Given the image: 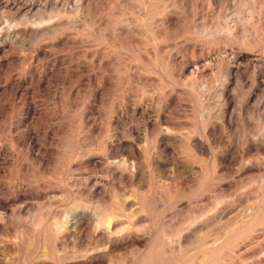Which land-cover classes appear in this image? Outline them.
Instances as JSON below:
<instances>
[{"label": "rangeland", "instance_id": "rangeland-1", "mask_svg": "<svg viewBox=\"0 0 264 264\" xmlns=\"http://www.w3.org/2000/svg\"><path fill=\"white\" fill-rule=\"evenodd\" d=\"M7 1L0 264H264V0Z\"/></svg>", "mask_w": 264, "mask_h": 264}, {"label": "bare ground", "instance_id": "bare-ground-1", "mask_svg": "<svg viewBox=\"0 0 264 264\" xmlns=\"http://www.w3.org/2000/svg\"><path fill=\"white\" fill-rule=\"evenodd\" d=\"M9 1H7V2H9ZM78 1H80V0H78ZM11 6H18V3L16 1H13V2H11ZM22 8L24 9V7L21 6L20 9H22ZM34 8L35 7L33 4L29 5L28 7L26 6L27 11H33ZM123 167H124V165L122 166V168ZM126 167H127V165H126ZM126 169L124 167L123 169H120V170L123 173V172H127L128 169L127 170ZM131 175L133 176V173H131ZM185 195H186L185 192H178L175 194L174 198L177 199L176 202H178V200L180 201L181 199L188 197V195L187 196H185ZM84 207H85V205H84ZM78 209H79V206H78ZM89 209H91V207ZM125 209L126 208H124V205L119 210L115 209L114 211H112V215L110 214L111 217H109V218H108V216H106V213H105V216L107 217V219L104 220L103 212L100 209H99L100 211H96V209H94L92 211V210H88V207L86 206L83 210H76L75 212H73L69 215V217L67 218V221H66V228L72 232L76 231V230H80V231L87 230V231H89V230L93 229L94 233L96 235H99V236L101 235L102 237L105 236L106 242L108 244L107 247L112 248V249H122V248L128 246V244H134L139 240V239L137 240V238L132 239L129 236H126L125 233L122 236H117V233L120 231L123 232L122 231L123 229L120 228L122 224H120V222L118 221V219L116 217L117 216L120 217V215H122V217H125V216H123L124 215L123 212ZM143 211L145 212L144 209L142 210V212ZM101 212H102V215H101ZM107 215H109V214H107ZM129 216L133 221H137V222L146 219V218L143 219L142 218V217H144L143 214L138 212V211L131 213ZM102 218H103V220H102ZM197 218H198V216L196 217L195 220L191 219L190 225H188V227L185 229L187 234L193 232L192 230L194 228H198ZM186 225H187V223H186ZM105 257L106 256L103 253H93V254H86V256H83L84 259H82V260H84V262L86 264H101L104 261Z\"/></svg>", "mask_w": 264, "mask_h": 264}]
</instances>
